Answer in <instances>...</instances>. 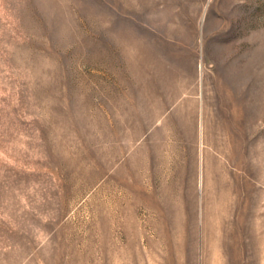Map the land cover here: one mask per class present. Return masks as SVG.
Here are the masks:
<instances>
[{
    "label": "rangeland",
    "instance_id": "374dc122",
    "mask_svg": "<svg viewBox=\"0 0 264 264\" xmlns=\"http://www.w3.org/2000/svg\"><path fill=\"white\" fill-rule=\"evenodd\" d=\"M0 264H264V0H0Z\"/></svg>",
    "mask_w": 264,
    "mask_h": 264
}]
</instances>
